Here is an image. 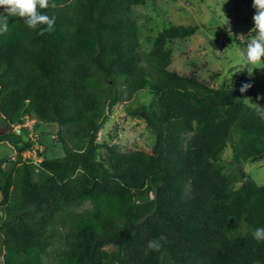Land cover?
<instances>
[{
	"label": "trees",
	"instance_id": "obj_1",
	"mask_svg": "<svg viewBox=\"0 0 264 264\" xmlns=\"http://www.w3.org/2000/svg\"><path fill=\"white\" fill-rule=\"evenodd\" d=\"M148 1L50 0L44 35L0 7V117L57 123L64 148L27 160L29 130L13 132L17 159H0L3 264H264L253 237L264 185L244 168L264 161V115L237 88L171 69V43L198 25L171 24L142 50L133 6ZM144 90L153 98L129 113L154 131L153 151L102 153L108 111Z\"/></svg>",
	"mask_w": 264,
	"mask_h": 264
},
{
	"label": "rangeland",
	"instance_id": "obj_2",
	"mask_svg": "<svg viewBox=\"0 0 264 264\" xmlns=\"http://www.w3.org/2000/svg\"><path fill=\"white\" fill-rule=\"evenodd\" d=\"M254 12L252 0H156L133 6L142 50L149 52L153 46L151 37L171 24L198 25L195 34L171 43L174 51L171 69L183 73L196 71L214 86L240 90L242 84L250 83L252 87L241 94L248 99L247 103L252 106H258V103L264 111V99L260 98L264 97V68H256L249 75L245 62L239 56L247 38L255 35V32L250 33L254 27ZM229 26L232 35L228 33ZM152 98L149 90L136 93L132 98L125 94L121 103L113 111H108V119L98 137L106 146L102 148V153H107V147L111 146L119 150L153 151L156 141L154 131L143 119L129 113L140 104L149 103ZM59 130L57 123L35 122L34 131L29 132L31 144L23 152V158L40 162L45 157L63 155ZM13 132L12 125L0 117V136L7 134L9 137L6 141H0V159L6 160L4 167L17 159V150L11 142ZM232 155L233 147L229 145L223 156L230 160ZM244 168L259 184L264 185V161L244 162ZM2 198L0 191V202ZM91 206L92 202L86 201L80 208ZM4 219L5 212L0 205V224ZM107 248L110 251L114 249L112 246ZM53 255L46 257L44 264H54ZM0 264H3L1 258Z\"/></svg>",
	"mask_w": 264,
	"mask_h": 264
},
{
	"label": "clouds",
	"instance_id": "obj_3",
	"mask_svg": "<svg viewBox=\"0 0 264 264\" xmlns=\"http://www.w3.org/2000/svg\"><path fill=\"white\" fill-rule=\"evenodd\" d=\"M49 6L50 0H0V7L4 8L8 16L22 18L29 28L35 30L38 26L45 25V27L40 28L39 35L54 31L55 18L39 11V9H47ZM51 7H55V4H51ZM252 7L255 9L252 16L254 27L250 30V33L255 32V35L249 36L244 49L239 51V56L245 62L249 75H252L253 70L256 68H264V0H252ZM7 27V22L0 24V33L6 32ZM228 33L232 35L231 26L228 28ZM251 87L250 83H244L240 87V92L244 93ZM260 98L264 99V97ZM247 100L245 98V101ZM256 104L258 105L257 113L264 115L260 105ZM253 237L258 241H264V227L256 228ZM162 239L163 237L159 240H150L145 249V255L149 250H159L160 240Z\"/></svg>",
	"mask_w": 264,
	"mask_h": 264
},
{
	"label": "built area",
	"instance_id": "obj_4",
	"mask_svg": "<svg viewBox=\"0 0 264 264\" xmlns=\"http://www.w3.org/2000/svg\"><path fill=\"white\" fill-rule=\"evenodd\" d=\"M34 123H35V119L30 117V115H27L24 121L12 125L13 131L16 132L17 134H22L24 128H27L29 132L32 133L34 131Z\"/></svg>",
	"mask_w": 264,
	"mask_h": 264
}]
</instances>
